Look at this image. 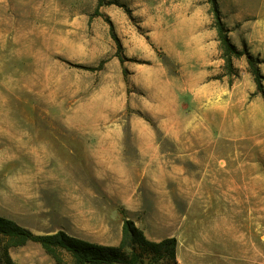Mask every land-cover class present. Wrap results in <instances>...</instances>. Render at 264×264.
Instances as JSON below:
<instances>
[{
	"label": "crops",
	"instance_id": "obj_1",
	"mask_svg": "<svg viewBox=\"0 0 264 264\" xmlns=\"http://www.w3.org/2000/svg\"><path fill=\"white\" fill-rule=\"evenodd\" d=\"M212 21L208 7L174 28L112 16L108 46L0 38L5 203L42 212L52 198L82 226L111 218L117 243L130 219L151 241L175 237L180 264H264V99L249 100L245 56L241 79L216 78ZM228 35L264 76V17Z\"/></svg>",
	"mask_w": 264,
	"mask_h": 264
},
{
	"label": "rangeland",
	"instance_id": "obj_2",
	"mask_svg": "<svg viewBox=\"0 0 264 264\" xmlns=\"http://www.w3.org/2000/svg\"><path fill=\"white\" fill-rule=\"evenodd\" d=\"M103 2L98 9L100 15H94L98 0H0V38L11 39L19 34L24 38L31 34L32 37H37L38 43H41L42 37L46 35L51 36L56 44L61 38L69 43H75L81 37L100 35L102 45L108 46L106 29L109 28V18L112 16L123 17L128 25L138 31L142 29L143 22L148 20L156 22L157 18L162 19L164 27H177L183 20L191 18L199 7H208V14L212 17L207 0H103ZM216 2L221 20L229 31L237 32L241 24L264 17V0H216ZM126 10L130 13L128 14ZM167 64L172 70L173 64L169 60ZM235 68L239 71V76L233 79L232 84L238 78L241 79L242 74L240 69ZM252 84L254 82L251 76L248 85ZM253 93L250 94L249 100L260 94ZM50 200L52 204L48 203L50 207L48 210L35 212L29 208L35 207L36 203H5L0 197V215L11 217L34 234H51L63 230L94 243L118 244L117 221L109 218L102 219L101 226H82L77 221L64 217L63 212L59 210L60 206L54 199ZM9 255L15 264H56L36 243L10 249ZM66 260L67 264H71L68 257ZM0 264H5L1 249Z\"/></svg>",
	"mask_w": 264,
	"mask_h": 264
},
{
	"label": "trees",
	"instance_id": "obj_3",
	"mask_svg": "<svg viewBox=\"0 0 264 264\" xmlns=\"http://www.w3.org/2000/svg\"><path fill=\"white\" fill-rule=\"evenodd\" d=\"M210 4L209 11L212 14V26L217 30L219 40L220 56L224 61L221 75L228 77L229 85L233 79L239 76V71L234 67V59L246 57L247 71L253 77L256 90L253 93H260L264 99L263 81L259 64L262 62L258 56L249 53L246 46L237 48L229 39V29L221 20V14L216 0H207ZM104 4L98 0L94 15H100L99 7ZM129 14L130 12L126 10ZM110 33L117 43L118 53L121 47L110 24ZM121 60L122 57H120ZM104 60L95 68L98 69ZM124 214V211H121ZM28 243L40 245L43 251L50 256L56 264H67L68 257L71 264H180L176 260L177 240L175 237H168L160 241L149 240L143 231L135 226L130 219H124L121 229V239L117 245H104L94 243L59 230L51 234H34L26 227L18 224L13 219L0 215V249L5 264H15L9 255V250L23 247Z\"/></svg>",
	"mask_w": 264,
	"mask_h": 264
}]
</instances>
